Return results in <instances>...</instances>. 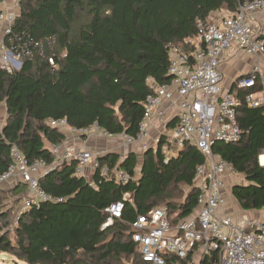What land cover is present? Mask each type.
Returning a JSON list of instances; mask_svg holds the SVG:
<instances>
[{"label": "trees", "instance_id": "16d2710c", "mask_svg": "<svg viewBox=\"0 0 264 264\" xmlns=\"http://www.w3.org/2000/svg\"><path fill=\"white\" fill-rule=\"evenodd\" d=\"M244 1H20L4 43L15 47L41 41L43 48L33 50L19 71H0V105L6 110L0 127V175L10 164L9 152L15 146L28 162H45L40 185L61 201L41 202L20 214L12 242L5 230L9 211L4 209L0 187V253L26 264H124L129 259L131 264H141L130 230L138 215L164 208L169 222L175 224L196 211L193 180L204 158L195 148L186 146L165 160L166 142L161 137L156 149L143 154L141 164L132 153L122 159L107 154L98 158L100 167H106L110 175L126 173L129 182L106 179L97 169L90 185L74 175V162L54 165L49 148L60 145L65 136L47 121L65 119L77 130L97 125L112 137L136 139L146 97L157 85L170 81L167 44L193 50L183 42L195 35L199 21L220 9L232 14ZM48 38L53 39L51 45L45 41ZM243 95L238 94L236 119L240 141L216 143L212 150L244 176L245 184L230 190L238 207L260 211L264 209V175L257 157L264 151V108H248ZM172 186L191 190L182 201L174 202ZM21 188L18 185L9 192L17 194ZM119 201L124 203L122 219L102 230L105 208Z\"/></svg>", "mask_w": 264, "mask_h": 264}, {"label": "built area", "instance_id": "2783aa9c", "mask_svg": "<svg viewBox=\"0 0 264 264\" xmlns=\"http://www.w3.org/2000/svg\"><path fill=\"white\" fill-rule=\"evenodd\" d=\"M20 1L16 0L10 8L6 0H0V23H6L0 32V71L9 73L19 71L23 60L30 57L33 50L42 52L43 48L41 41L15 47L12 43L9 46L4 43L19 14ZM257 14H264V0H247L239 3L235 12L228 16L199 21L195 35L183 42L187 49L193 50L185 51L183 46L168 43L170 81L157 85L146 97L137 138L122 135L127 145L138 142L153 120L172 109L176 122L165 135L166 144L180 150L191 146L204 158L195 168L193 188L197 208L191 216L171 224L164 208H154L138 215L130 224L131 240L141 264H168L172 258V264H195L194 260L196 264H264V209L256 211V217L252 218L220 212L226 204L229 181L238 174L228 161L212 150L216 143L237 144L241 139L236 120L239 93H244L243 102L248 108H264V70L257 64L240 76L233 91L225 90L220 72L223 55L232 49L250 57L264 56L263 32L254 19ZM45 41L49 45L53 43L51 38ZM49 63L53 65L51 60ZM47 124L65 136L60 145L49 148L54 165L74 162L75 176L82 177L90 168L93 172L99 169L100 176L113 177L117 183L129 182L126 173L113 171L110 175L106 167H100L98 158L107 155V151L93 153L66 146L67 134L88 136L92 131H99L103 138H112L107 132L97 125L77 130L69 127L65 119H50ZM9 156L11 162L0 175V187H24L16 219L41 202L61 201L51 197L40 185L39 178L47 169L45 162H28L15 146L11 147ZM262 157L264 151L257 157L264 175ZM123 210L122 201L105 208L106 221L101 229L121 220ZM214 254L215 260H212Z\"/></svg>", "mask_w": 264, "mask_h": 264}, {"label": "crops", "instance_id": "0c3cea01", "mask_svg": "<svg viewBox=\"0 0 264 264\" xmlns=\"http://www.w3.org/2000/svg\"><path fill=\"white\" fill-rule=\"evenodd\" d=\"M9 1L10 0H6V3H8ZM226 13H228L229 15L231 14L226 9H220L218 11L211 13L208 19H210V18L215 19V18L228 16V15H225ZM254 19L257 21L258 25L260 26L261 31L263 32V38H264V14H257V15H255ZM255 64H257L260 67V69L264 70V56H262V57H250V56L244 55L242 52H240L236 49H232L230 51H227L223 55V57L221 59V63H220V72H221L222 77H223V86H224L225 90L233 91L234 90L233 86L238 81L240 76L248 73L249 70L251 69V67ZM149 83L151 85H153L151 80L149 81ZM171 122H174V124L176 122L175 113H174V110H172V109L165 112L160 119H155L149 124V127L147 129L148 136H149L148 138L152 139V136L154 134L158 133L157 144H158L159 139L161 137H164V140H165L166 133L168 132V130L170 128H172L174 126V124H173V126L169 127V124ZM67 136H69L67 139V142H66L67 147H71L74 149H87V150L92 151L93 153L107 151L108 152L107 154H116L120 159L125 157V155L132 153V154L136 155V157L138 158L139 164H141L143 154L146 152V150H149L147 148L145 149L144 147L141 148V145H136L135 143L132 145L125 144V142L122 140V136H117V137L105 139L99 134V131L98 132L94 131L93 133L89 134L88 136H78V135H74V134H67ZM115 143H117V145H115ZM118 146L122 147V148L126 147V150L124 151L125 153L123 156H119ZM135 148L139 149V150L143 149V151H142L143 153L141 152L142 156H140V157L138 156L137 150H135ZM180 151L181 150L177 149L175 146L170 145V144H166V143L162 147V152L165 156V160L167 158L169 159L172 157H176ZM61 152L62 153L64 152V147L61 148ZM166 153H168V155H166ZM137 170H138V168H137ZM93 174H94V172L90 168H87L84 171V174L82 177H84L87 180V182L90 183L92 180ZM238 175H240V174H238ZM237 185H239V184H237ZM233 186L234 185H230L229 190H231V188ZM188 189L189 190L185 194V197L188 195V192H190V190H191V188H188ZM229 190H228V192H229ZM23 192H24V190H23ZM22 193H21V195H19L20 196L19 200L23 196ZM230 208H231L230 206H224L220 210V212L223 215H232V211ZM238 209H239V212H237V214H240V216H245V217H250V218L256 217V211H242L239 207H238ZM236 217H239V216H236ZM194 263L196 264L197 260H194Z\"/></svg>", "mask_w": 264, "mask_h": 264}, {"label": "rangeland", "instance_id": "374dc122", "mask_svg": "<svg viewBox=\"0 0 264 264\" xmlns=\"http://www.w3.org/2000/svg\"><path fill=\"white\" fill-rule=\"evenodd\" d=\"M16 0H10L8 2V5L10 8H13L14 6V2ZM12 13V11H11ZM224 15V14H223ZM225 15H229L228 13H226ZM4 24H6L5 22L3 23H0V32L2 30V26H4ZM6 120V110H5V107L4 105H0V127L1 125H3V123L5 122ZM93 133V131H92ZM148 132L147 130L145 131L144 135L142 136V138L136 142L135 144L136 145H141V148L146 146L147 149H155L156 148V145H157V138H158V133L157 134H154L152 136V139L148 138ZM115 145H117V143H115ZM118 152H119V156H123L124 155V151L126 150V147L122 148V147H119L118 146ZM122 148V149H121ZM137 150V154L138 156H142V150H139V149H136ZM142 152V153H141ZM166 155H168V153H166ZM140 159V158H139ZM234 180V179H233ZM230 180L229 183L231 185H237V184H245V180H244V176L243 175H237V178H235V180ZM2 189L4 191V194H3V197H4V209L5 210H8L9 211V217H8V222H7V225H6V231L9 232V238L12 240L13 242V239H14V230H15V227H16V217H17V208H18V205H19V195H21V193L23 192L24 188L20 189L19 190V195L17 194H14V193H10L9 192V189L10 186L8 185H3L2 186ZM229 189V188H228ZM189 189L187 187H184V186H172L171 187V192L175 194V198H173V201L174 202H179V201H182L183 198L185 197V194L187 193ZM189 193V192H188ZM225 206H230L231 208V211H232V215L231 216H239L240 217V214H237V212H239V209H238V206L236 204V202L233 200L231 194H230V191L229 193L226 194V204ZM260 216V214H259ZM0 264H26L18 259L15 258V256L13 255H10L8 253H0ZM124 264H131V259H129L128 261H126Z\"/></svg>", "mask_w": 264, "mask_h": 264}, {"label": "bare ground", "instance_id": "6f19581e", "mask_svg": "<svg viewBox=\"0 0 264 264\" xmlns=\"http://www.w3.org/2000/svg\"><path fill=\"white\" fill-rule=\"evenodd\" d=\"M262 161L261 162H263L264 161V157H262V159H261Z\"/></svg>", "mask_w": 264, "mask_h": 264}]
</instances>
